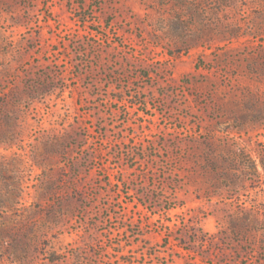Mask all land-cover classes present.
I'll list each match as a JSON object with an SVG mask.
<instances>
[{
  "label": "rangeland",
  "instance_id": "obj_1",
  "mask_svg": "<svg viewBox=\"0 0 264 264\" xmlns=\"http://www.w3.org/2000/svg\"><path fill=\"white\" fill-rule=\"evenodd\" d=\"M0 264H264V0H0Z\"/></svg>",
  "mask_w": 264,
  "mask_h": 264
}]
</instances>
